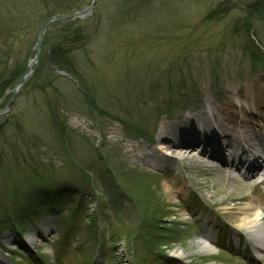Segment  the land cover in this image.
<instances>
[{"label":"rangeland","instance_id":"rangeland-1","mask_svg":"<svg viewBox=\"0 0 264 264\" xmlns=\"http://www.w3.org/2000/svg\"><path fill=\"white\" fill-rule=\"evenodd\" d=\"M137 1L141 6L133 0H101L96 14L99 27L89 28L92 33L97 31L96 36L76 56L78 69L101 114L97 110L91 115L78 84L71 77L60 75L49 63L45 53L52 39L46 51L42 50L30 85L15 99L16 120L25 131L19 146L23 148V142L36 143L30 156L38 164L20 166L23 156L18 143L14 149L7 148L9 151L0 150V159H5L0 166V192L1 197L9 196L0 209V256L9 257L16 264H50L53 259L56 264H87L93 250L101 255L107 252V257L97 259L100 264H167L169 260L162 252L165 249H170L169 253L183 250L185 263L220 264L221 259L223 264H239L224 251L202 253L200 236L208 229L215 230L221 220L220 229L216 230L220 232L224 222L236 217L246 201L264 200V194L237 186L236 182H249L243 176L229 177L238 174L229 166L204 172L190 160L173 159L168 162L171 173L170 169L153 168L135 159L129 146L139 145L150 159L157 147L154 143L161 121L181 123L191 110L207 105V101L222 105L232 97L241 122L242 100L236 91L253 94L264 85V67L253 65L247 49L251 46L244 41L245 31L239 22L244 17L241 8L253 0ZM224 1L235 9L225 18L206 21V14ZM34 5V0H0V15L25 17L27 20L16 28L20 30L31 18L36 21L40 17L43 6L35 9ZM41 25L34 24L22 32L19 60L33 59ZM254 26L253 39L264 49V19L254 20ZM52 108L60 109V116L66 121L68 143L53 126ZM168 109L172 113L166 115ZM259 112L264 115V109ZM116 118L124 125L113 120ZM133 127L146 132L151 143L141 139ZM17 133L14 131V137ZM4 140L0 139L1 146ZM15 141L10 139L9 143ZM24 151H28L25 146ZM212 162L217 164L218 160L211 159ZM34 174H44L55 181L57 191L66 190L62 192L67 198L65 203H55L63 208L61 219H48L55 226L50 236L32 231L25 217L30 212L23 210L27 199L37 194L34 186L40 185L34 181ZM176 174L185 177L187 183L184 195L173 200L179 184ZM244 195L249 198L238 201ZM80 196H84L82 204ZM72 212L74 229L64 234L68 233L65 227ZM206 221H210L208 225ZM232 222L238 227L237 220ZM85 224H93L91 228L97 234H106V238L102 236L96 245L95 235L87 231ZM13 225H26L27 232L19 235ZM70 234L82 242L81 249L70 247ZM33 235L37 240L33 252L24 253V242L29 243L27 238ZM58 238L61 239L54 247L57 254L62 253L60 258L52 248V241ZM226 240L223 236L221 241ZM114 246L117 256L109 250ZM36 252L45 263L36 259Z\"/></svg>","mask_w":264,"mask_h":264},{"label":"trees","instance_id":"trees-1","mask_svg":"<svg viewBox=\"0 0 264 264\" xmlns=\"http://www.w3.org/2000/svg\"><path fill=\"white\" fill-rule=\"evenodd\" d=\"M37 5H34L33 7L36 9L38 6L42 7V13L40 17L33 21V18H31L28 23L25 24V26L17 30V26L21 25L23 22H25L27 19L23 16H20L19 19H17L14 15H8L7 17L0 15V30L5 31V33H0V105L4 106L7 101L9 100V96L5 97V94L10 92L19 79L23 76L24 72L27 68V60L21 61L19 60L18 54H20V46L23 44V36L22 32H25L26 30H29L33 27L34 24L43 23L47 18L53 16V15H64V14H72L82 8L83 6L87 5L88 2L86 0H34ZM133 2H136L137 5L141 6L137 0ZM42 4V5H40ZM234 9L233 5H231L228 1L221 2L217 5L216 8L209 11L208 14H206L205 20L206 21H212L217 18L222 19L225 18L226 15H229L232 10ZM243 12V11H242ZM23 13V11L20 12V14ZM244 17L241 22V25L243 27L244 35L246 37V40L248 44H251V47H247L251 54V58L253 63H255V66L258 64L264 65V52L261 48L258 47L257 44L253 41V34H255V27H254V20L257 18H264V0H253L252 2H249L246 5L245 12L243 13ZM93 19V18H92ZM238 21V20H237ZM236 21V22H237ZM94 25L96 29H98L99 25L95 24L93 20L90 21H77V22H71V23H60L55 24L51 29H54L52 32L47 33V37L45 39L44 46L48 44V42L52 39V45L49 47V49H45L46 53L45 56L47 57L49 63L57 70L64 71L67 74H69L71 77L74 78V80L79 84V91L81 95L84 97L85 102L88 106L89 112L94 114L98 110L97 104L94 99V94L90 91L89 85L84 77V75L81 73V71L78 69L77 65V54L78 52H81L84 50L85 46L89 44L94 39L95 31L94 33L89 31V28L93 27ZM237 30H241V27L239 25H236ZM246 45V44H245ZM18 56V58L16 57ZM38 75V74H37ZM30 85V82L27 83ZM26 84V85H27ZM27 85V86H28ZM43 88V87H42ZM45 91V89L41 90ZM14 106L13 104L11 114L8 117V119L5 121L4 124L0 126V139L5 138L4 145L1 146L0 144V150H5L7 148L14 149L16 148V143H18V147L21 150L20 154L23 156L22 161L20 162V166L28 168L29 166H37L38 164H34L36 162L35 157L30 156V151L32 153L34 149V145L36 143H29L26 144L23 142V145L28 148V151H24L23 148L19 146V143L21 141H24L23 135H24V128H22L21 125H18V121L16 120V115L14 112ZM99 111V110H98ZM54 118L53 126L56 128V131L62 136L63 142H67L66 136L68 135L67 126L65 119H63L60 114L59 110L53 111ZM170 112V109L167 111ZM104 113V112H103ZM99 114L101 112L99 111ZM12 128L10 132L9 129ZM136 131V133L141 134L142 136H145V133L141 129H136V127H133ZM14 131L17 133L14 137ZM18 137V138H17ZM10 139H16L15 142L9 143ZM37 142H43V141H37ZM37 146V145H36ZM8 150V149H7ZM38 150V148H37ZM9 151V150H8ZM0 155H3V152H0ZM5 159H0V166H3V162ZM26 162L32 163V164H25ZM16 163L18 161L16 160ZM19 164V163H18ZM23 170V169H22ZM4 171V169H3ZM11 170H9L10 172ZM57 177H60L59 175H56ZM34 178L38 184L40 185H46L52 180L45 178L44 174H34ZM34 185V184H33ZM32 185V186H33ZM40 185H35L34 188H37ZM18 190V189H16ZM7 194V193H6ZM12 194V192L10 193ZM7 197H1L0 192V207L6 202Z\"/></svg>","mask_w":264,"mask_h":264},{"label":"bare ground","instance_id":"bare-ground-1","mask_svg":"<svg viewBox=\"0 0 264 264\" xmlns=\"http://www.w3.org/2000/svg\"><path fill=\"white\" fill-rule=\"evenodd\" d=\"M258 89L252 94L248 90L238 89L235 93L239 99L242 100V120L239 123L240 115L236 112V104L233 103L232 97L222 105H213L210 101L206 104H201L199 109L191 110V114L184 117L181 123H169V121H161V125L157 131V139L154 144L156 149L151 154L150 159L139 145H131V152L135 159L142 161L153 168H166L170 166L169 163L173 159L181 162L190 160L203 168L204 172L212 170L210 166L211 158L220 159L222 161L220 149L215 145L214 141H207V146L213 151L209 154L206 149H199L197 144L199 137L192 129V134L188 130L184 131V137L181 142L171 141L173 130L176 128H188L196 123H201L208 130L218 129L221 132L223 139L228 141L231 145L238 147L242 152L253 150L257 144L264 141V115L259 112V109H264V85L257 87ZM231 96V93H229ZM199 111V112H198ZM258 114V115H255ZM255 115V116H254ZM263 161L258 167H250L244 173V179L249 183L235 184L243 189L260 190L264 194V151L262 153ZM169 162V163H168ZM242 162L232 166L236 170H240ZM173 166V165H172ZM229 177L233 178L232 174ZM178 181L179 188L175 193L177 195H184V187L187 183L185 177L180 174L175 175ZM251 185V187L249 186ZM253 187V188H252ZM249 198L248 195L241 196L238 201L242 202ZM259 199H251L247 204L240 208L237 216L231 217V220H237L239 230H245L251 235V238L257 243V253L260 257L264 254V203ZM45 233H52L53 226L46 223L44 226ZM214 239L209 233H205L201 239L200 248L204 251H214L212 246ZM176 254L184 256L183 250H176Z\"/></svg>","mask_w":264,"mask_h":264},{"label":"water","instance_id":"water-1","mask_svg":"<svg viewBox=\"0 0 264 264\" xmlns=\"http://www.w3.org/2000/svg\"><path fill=\"white\" fill-rule=\"evenodd\" d=\"M97 1L98 0H93L92 5L90 7L81 9L72 15L60 16V17L54 16V17L47 19L41 27L40 35H39V38H38L37 44H36L37 52H36V56H35V59L33 61V64L36 63L38 60L46 31L51 24L57 23V22H63V21L70 22V21L85 19V18L89 17L91 15V13L93 12ZM31 66H32V64H30L28 66V69H27L24 77L19 81V83L17 84V86L13 90V94H12V97L10 99V102L7 105V107L3 111L0 112V116L8 114L9 108H10L11 103L14 100L15 96L18 94L19 90L22 88V86L25 84V82L32 76L33 71H31Z\"/></svg>","mask_w":264,"mask_h":264}]
</instances>
